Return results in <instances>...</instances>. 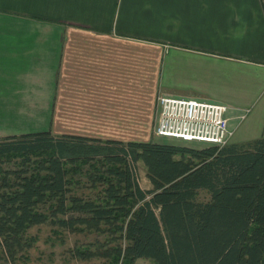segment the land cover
<instances>
[{"label":"crops","instance_id":"crops-1","mask_svg":"<svg viewBox=\"0 0 264 264\" xmlns=\"http://www.w3.org/2000/svg\"><path fill=\"white\" fill-rule=\"evenodd\" d=\"M161 95L264 138V0H0V138L150 142Z\"/></svg>","mask_w":264,"mask_h":264},{"label":"trees","instance_id":"trees-1","mask_svg":"<svg viewBox=\"0 0 264 264\" xmlns=\"http://www.w3.org/2000/svg\"><path fill=\"white\" fill-rule=\"evenodd\" d=\"M46 223L106 235L77 250L85 260L264 264V138L202 149L49 131L0 138V250L14 260L26 231Z\"/></svg>","mask_w":264,"mask_h":264},{"label":"rangeland","instance_id":"rangeland-1","mask_svg":"<svg viewBox=\"0 0 264 264\" xmlns=\"http://www.w3.org/2000/svg\"><path fill=\"white\" fill-rule=\"evenodd\" d=\"M162 96V95H161ZM157 96L154 101L155 115L150 128H147V135L152 141L165 142L171 145L185 146L187 148L202 149L212 145L198 142H182L180 140L163 139L154 135L156 120L158 116ZM208 102V101H207ZM215 103V102H210ZM220 104V103H219ZM224 105V104H223ZM228 144H231L230 141ZM227 144V145H228ZM226 146V145H225ZM224 147V146H223ZM11 163L5 162L3 166L11 167ZM88 169L87 166L82 167V170ZM135 173L138 179V185L143 190L151 189V185L146 178V169L142 162L135 164ZM81 184H86L84 177L81 179ZM100 188L89 190L79 189L78 194H93L99 191ZM200 197L203 199L204 194ZM107 240L106 235H97L93 232L81 231L71 233L65 229L59 228L52 224L46 223L29 228L25 234V242L30 245L26 249L18 252L15 259L12 260L4 251L0 250V264H114L112 259L93 257L90 259L79 258L77 250L84 251L85 249L94 250L93 245L98 241L104 243ZM137 264H155L149 259H138Z\"/></svg>","mask_w":264,"mask_h":264},{"label":"built area","instance_id":"built-area-1","mask_svg":"<svg viewBox=\"0 0 264 264\" xmlns=\"http://www.w3.org/2000/svg\"><path fill=\"white\" fill-rule=\"evenodd\" d=\"M157 105V137L223 147L233 136L226 105L171 96H160ZM248 113H242L239 120L243 121Z\"/></svg>","mask_w":264,"mask_h":264}]
</instances>
